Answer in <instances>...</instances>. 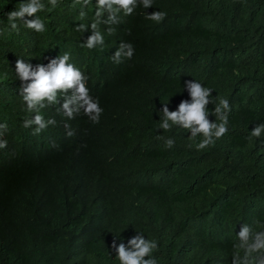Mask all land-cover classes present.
<instances>
[{
    "label": "trees",
    "instance_id": "obj_1",
    "mask_svg": "<svg viewBox=\"0 0 264 264\" xmlns=\"http://www.w3.org/2000/svg\"><path fill=\"white\" fill-rule=\"evenodd\" d=\"M22 2L0 0V139L8 142L0 149V264H119L113 240L137 232L157 241L158 264H231L243 223H264V135L249 139L264 123V0H153L121 12L112 34L100 24L105 42L93 50L81 45L96 0L84 19L73 0L49 5L38 14L42 34L19 21L10 31L7 13ZM155 11L167 13L163 22L146 19ZM122 42L134 55L117 64ZM65 53L88 78L100 122L83 112L70 120L52 105L42 114L56 124L33 135L22 126L34 113L19 95L16 61L47 65ZM189 80L231 106L228 133L202 151V136L159 127L164 104L175 111L191 99Z\"/></svg>",
    "mask_w": 264,
    "mask_h": 264
},
{
    "label": "clouds",
    "instance_id": "obj_2",
    "mask_svg": "<svg viewBox=\"0 0 264 264\" xmlns=\"http://www.w3.org/2000/svg\"><path fill=\"white\" fill-rule=\"evenodd\" d=\"M62 0H25L19 7L7 13L9 29L18 33L20 30L17 21L21 22L27 29L33 30L38 34L46 32V24L38 15L44 12L48 6L55 9L60 6ZM92 3V0H73V7L81 6L80 18L84 19L87 13L83 10ZM153 5V0H96V11L94 21L90 28V35L82 47L93 50L97 46L104 45V36L98 30L100 24L107 27L109 34L115 29L111 27L120 23L119 14L122 12L125 16L132 15L137 7L142 6L149 9ZM146 19L155 23H161L166 18L164 11H155L146 13ZM34 17V19H28ZM106 17V18H105ZM77 31L86 32L89 26L78 24ZM134 55V48L130 43L122 42L116 50L112 59L117 64L121 62L122 57L131 59ZM71 57L68 53L50 59L47 65L41 63L33 66L20 58L15 64V73L21 82L19 86V95L26 104V111L34 113L30 117H25L22 126L25 129L33 128V135H40L47 130L50 125L54 126V118L45 119L42 110L52 105H58L57 112H62L68 119H75L81 112L93 124L100 122L103 108L100 107L99 100L90 95V90L86 86L87 77L73 63H69ZM185 89L189 93L190 100H183L178 105L177 110L170 111L167 104L162 108L160 129L171 131L173 126H179L191 133V138L202 136L195 144L197 151L207 149L209 146H215L217 140L224 137L228 131V115L231 112L229 100L226 98L212 97V89L203 86L198 81H186ZM60 97L64 102L60 105ZM218 100V103L214 102ZM214 104V111H207L208 105ZM216 117L215 122L209 120V115ZM219 121V122H216ZM70 125L66 124L65 128ZM0 129L7 130L6 124H0ZM4 132L0 131V136ZM74 133L68 131L67 135ZM264 135V123L257 124L250 131L249 139L252 137L260 138ZM7 140L0 139V149L7 147ZM165 147L171 149L175 145L174 138L164 140ZM55 146V145H53ZM192 147V145H189ZM253 224L261 230H255L253 226L243 223L241 229L236 233V241L233 244L231 264H264V223L260 220H254ZM112 249L115 251V258L119 264H158V260L153 252L158 250V243L155 240L147 239L142 233L136 235L124 243L123 240L117 244L113 240Z\"/></svg>",
    "mask_w": 264,
    "mask_h": 264
}]
</instances>
